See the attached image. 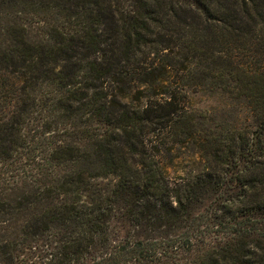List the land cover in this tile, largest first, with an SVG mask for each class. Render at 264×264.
Segmentation results:
<instances>
[{
	"label": "trees",
	"instance_id": "obj_1",
	"mask_svg": "<svg viewBox=\"0 0 264 264\" xmlns=\"http://www.w3.org/2000/svg\"><path fill=\"white\" fill-rule=\"evenodd\" d=\"M0 264H264V0H0Z\"/></svg>",
	"mask_w": 264,
	"mask_h": 264
},
{
	"label": "rangeland",
	"instance_id": "obj_2",
	"mask_svg": "<svg viewBox=\"0 0 264 264\" xmlns=\"http://www.w3.org/2000/svg\"><path fill=\"white\" fill-rule=\"evenodd\" d=\"M207 43L210 45L209 42ZM142 89L143 88L140 87L138 88L140 91H142ZM188 97L190 101L189 104H191L196 111V121H198L201 116V118L207 121L209 126L207 132H227V130L232 131L233 129L243 131V128L247 124L245 116L246 111L244 110L243 103L241 100L237 103L234 95L231 96V98L227 96L223 99L216 94H211L209 91L204 90L202 95L198 92L195 95L189 94ZM197 149V145L191 146L188 144L185 146V149L181 151L191 156ZM194 156H197V154Z\"/></svg>",
	"mask_w": 264,
	"mask_h": 264
}]
</instances>
